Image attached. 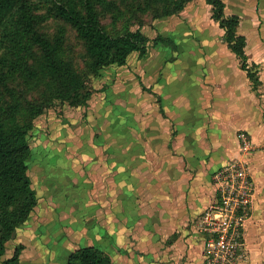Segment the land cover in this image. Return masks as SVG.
<instances>
[{"label":"crops","instance_id":"obj_1","mask_svg":"<svg viewBox=\"0 0 264 264\" xmlns=\"http://www.w3.org/2000/svg\"><path fill=\"white\" fill-rule=\"evenodd\" d=\"M224 1L227 9V0ZM225 15L239 16L234 11ZM240 22L239 16L237 34L245 37L244 50L247 63L250 67L258 69V85L254 84L248 71L243 68L241 59L229 46L226 36L222 40L214 38L202 40L201 46L187 44L189 56L184 58L187 66L184 68L179 65L180 70L184 71L180 75L183 76L182 79L180 78L181 81L175 73H169L166 69L159 71L163 62L160 60L161 57L154 56L157 62L150 56L149 51L160 44L178 48V39L162 34H158L155 38L147 35L150 39L147 53L140 55L138 51L133 52L138 53L140 59L146 60L139 62V70L136 72L142 73L145 79H151L149 81L152 90L155 89L164 96L171 119L175 118L174 121L178 122L181 130L175 135L177 126L171 124L169 128L171 133H174L173 136L155 137L153 134L155 129L150 126L151 120L147 116L148 128L153 135L136 136L132 143L146 144L148 148L155 144H169L173 139L177 154L163 152L159 157L149 151L124 154L121 152L122 149L116 154H103L97 152L95 146L90 145L86 148V152L74 158L75 167L80 165V161H85L86 168L82 173H79L78 169L68 171L71 177L69 186L72 188V195L67 201V209L75 208L74 199L83 204L91 203V206L89 212L86 211V215H83L85 216L83 222L76 221L75 215L73 219H68L69 233L75 238L78 236L84 241L86 239L90 241L87 240L77 247H70L66 252L65 264L73 251L84 246L97 247L111 258L112 264H203L205 236L197 229L196 224L207 207L218 197L217 187L213 181L214 172L239 155L237 131L248 130L252 135L253 145H264V119L257 95V89L263 83L261 70L259 63L250 57L248 36L238 31ZM220 28L225 31L223 27ZM160 37L164 40L155 42ZM147 54L149 57L145 58ZM153 64L154 68L151 67ZM136 79H131L137 92V96L131 95L133 125H138L142 119V113L145 111L142 105L146 106V111H150V108L155 109L154 96L145 89L148 82ZM178 83H180L179 87H177ZM121 86L129 87L123 81ZM119 89L120 93L114 96H111L113 89L103 95L113 97L116 103L117 117L115 116V130L112 131L116 136H120L116 144L122 145L125 108L124 91L122 92L121 87ZM135 96L137 100H134ZM140 97L143 98L141 102L138 100ZM146 99L149 100L150 106L145 104ZM100 104L106 110V103L100 102ZM203 114L206 116L204 117ZM207 114H210V117ZM206 117L207 121L212 122L209 127L208 123L205 124ZM161 119L166 123L164 117ZM108 125L113 127L110 120ZM85 145L89 143L86 142ZM248 160L256 191L251 214L245 222L244 239L248 256L242 264H264V150H256ZM68 161L70 164L71 161ZM157 161L160 163L157 164ZM128 176L130 180L125 182V177ZM143 179L148 195L146 202L139 200L140 192L145 191L144 187H140ZM83 180L85 182L83 186L88 188L84 187L86 192H81L82 194L76 198ZM126 189L132 195L127 196L125 200ZM89 193H96L97 196H90L91 199L88 200ZM156 194L161 199L156 198ZM81 196L83 200L80 199ZM159 200L164 208H168V221L164 223V227H156V224L160 223L156 220V206L159 205ZM162 206L159 205L158 208ZM144 207L148 208L151 214L150 218H146L151 230L147 227L145 232L131 231V225L139 224L138 216L135 215H138L140 208ZM172 207L174 209L179 207L178 214L183 218V225L175 226L178 221H171ZM190 221L191 225H188ZM9 242L5 254L0 258V264H4V261L15 251L16 246H10ZM19 245L24 246L19 264L31 263V249L27 248L24 241Z\"/></svg>","mask_w":264,"mask_h":264},{"label":"rangeland","instance_id":"obj_2","mask_svg":"<svg viewBox=\"0 0 264 264\" xmlns=\"http://www.w3.org/2000/svg\"><path fill=\"white\" fill-rule=\"evenodd\" d=\"M72 2L76 4L79 10L85 11L86 0H29L26 2L33 26L39 32L52 39L56 37L63 38L65 56L71 59L76 68L84 75L86 87L91 92V98L87 106H73L68 102L56 101L35 119L33 128L28 135L32 153L28 161V173L32 180V186L36 191L38 203L27 221L15 231L9 242L10 246L16 247L22 241L26 242L27 248L31 249V263L28 264H65L68 249L87 242L88 239L84 241L81 237L77 236L75 238V236L70 235L68 219H73V215H75L76 221L79 223L83 222L85 219L83 215H86V211L89 212L91 203L89 205L87 203L83 204L74 199L76 200L74 203L75 208L67 209V201L72 195V188L69 186L71 177H69L68 171L78 169L79 173L83 172V169L86 168L84 166L85 161H80V165L75 167L73 159L86 152L88 146H95L97 152L103 154H116L119 149H122L121 152L124 154L154 152L158 157L163 155V152L172 153V155L177 154L173 139H171L169 144H155L148 148L145 146L146 144L136 145L132 143L136 136L146 137L155 134V137L170 138V136L174 135L169 128L171 124L177 126L175 135L181 128L179 129L178 122L174 121L175 118L171 119V113L167 109L164 96L160 95L157 90H152V85L149 81L151 79H145L142 73L138 74L136 72L139 70V62H146L145 59H140L141 57L138 53L130 55L125 65L111 64L99 70L93 69L92 61L86 54L84 42L79 38L76 29L57 13V4L67 5ZM121 7V11L114 16L112 13L103 11L102 7L97 6L101 24L112 34L120 33L129 28L132 30L140 29L151 38L162 34L171 36L176 40L178 39V48L160 44L149 51L153 59L157 60L156 56L161 57L160 60L163 62L161 67H159V71L166 69L169 73H175L179 80L183 78L180 75L184 73L183 70H180L179 65L184 68L187 66L184 59L189 56V51L186 49L187 44L190 46V43H193L194 46L195 44L201 46L200 41L202 40H210L212 38L222 40L226 36L219 23L212 18L213 7L207 4L206 0H191L183 10L174 15H161L155 9L156 7H147L143 11L136 10L133 4H121ZM233 11L237 12L241 18L238 31L246 34L249 38L250 46L248 50H250V57L255 59L260 66V76L263 83L258 87L257 95L260 99V107L264 119V0H227L225 13L229 15ZM25 36V23L20 9H16L7 18L0 32V103L9 99L7 86L17 90L22 89L18 72L16 75L12 71V66L16 52ZM147 57H149L148 54L145 58ZM151 67L154 68L155 65L153 64ZM133 78L148 82L145 89L154 96L155 109L150 108V111H146V106L142 105V107H145V111L142 113V119L138 125H133L132 121L133 99L131 95L135 94L137 96L131 81ZM122 81L129 87L121 86ZM179 85L180 83H178L177 87ZM119 87H121L122 92L124 91L125 108L124 142L122 145L116 144L117 138H120V136H116L112 131L115 130L117 108L114 98H111V96L120 93ZM108 90H112V95L104 97L103 94ZM136 96L133 97L134 100H137ZM142 99V97L138 98L139 102ZM100 102L106 103V110H104ZM145 104L150 106L148 99H146ZM160 115L162 118L164 117L166 123L163 122ZM147 116L151 120L150 126L155 129L153 134L148 128ZM203 116L205 117L206 114H203ZM207 116L210 117V114H207ZM109 120L112 122L113 127L108 125ZM207 123L208 127L212 124V122L207 121L206 117L205 124ZM242 134L252 143L253 138L248 130L241 129L237 131L239 155L234 159H230L227 163L234 160H243L249 166L248 158L255 154L256 150L263 151L264 145H253L252 143V149L247 151L243 146ZM86 142L89 145H85ZM158 157L156 158L158 159ZM68 160L71 161L70 164ZM158 163L160 161H157ZM129 180V176L128 178L125 177V182ZM83 183H85L84 180L79 186L80 192L76 193V198H78L79 194L86 192L85 188H88L83 186ZM144 183L143 179L140 182L141 188H145ZM124 195L126 200L127 196L132 194L126 189ZM90 196L97 195L96 193H89L88 200L91 199ZM147 196L145 188V191L140 192L139 200L146 202L148 201ZM158 196L156 194V198L161 199ZM80 199L83 200L82 196ZM159 205L162 206L161 200H159ZM159 205L156 206V220L160 221V223L156 224V227H164V223L168 221V208H164L165 206L158 208ZM178 211L179 207H176V209L172 207L171 221H178L175 226L183 225V218L178 214ZM137 216L139 224L131 225L130 230L145 232L147 227L151 230V226L146 219L151 216L148 208H140L139 214L135 215V217ZM189 224L191 225V221L190 223L188 222ZM155 232L157 231L155 230Z\"/></svg>","mask_w":264,"mask_h":264},{"label":"trees","instance_id":"obj_3","mask_svg":"<svg viewBox=\"0 0 264 264\" xmlns=\"http://www.w3.org/2000/svg\"><path fill=\"white\" fill-rule=\"evenodd\" d=\"M27 1L0 0V32L13 11L20 9L26 33L12 66V71L15 74L18 72L22 89L7 86L9 99L0 103V258L5 254L15 231L27 221L38 203L28 173V159L31 156L28 135L35 119L56 101L85 106L91 97L84 75L64 54L63 38L46 37L33 26ZM190 1L86 0L84 12L74 2L57 4L56 8L60 17L76 29L93 69L99 70L111 64H126L129 56L136 51L145 55L150 39L140 29L127 28L112 34L101 24L97 6L114 16L121 11V4H133L136 10L142 11L147 7H156L161 15H174ZM207 2L213 6V18L225 29L229 46L241 59L254 84L258 85V69L247 63L245 37L237 34L239 16L225 15L224 0ZM158 40L164 38H157L155 42ZM23 247L17 246L4 264H19ZM66 264H112V261L97 247L84 246L73 251Z\"/></svg>","mask_w":264,"mask_h":264},{"label":"built area","instance_id":"obj_4","mask_svg":"<svg viewBox=\"0 0 264 264\" xmlns=\"http://www.w3.org/2000/svg\"><path fill=\"white\" fill-rule=\"evenodd\" d=\"M244 149L253 147L242 134ZM218 197L202 214L196 227L205 236L203 264H242L248 256L245 222L254 203L255 183L249 166L234 160L213 174Z\"/></svg>","mask_w":264,"mask_h":264}]
</instances>
